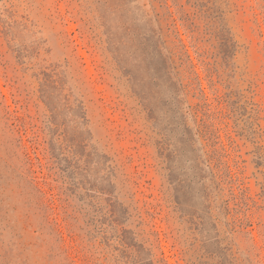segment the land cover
<instances>
[{
	"label": "rangeland",
	"instance_id": "rangeland-1",
	"mask_svg": "<svg viewBox=\"0 0 264 264\" xmlns=\"http://www.w3.org/2000/svg\"><path fill=\"white\" fill-rule=\"evenodd\" d=\"M140 9L191 79L205 197ZM151 262L264 264V0H0V264Z\"/></svg>",
	"mask_w": 264,
	"mask_h": 264
},
{
	"label": "trees",
	"instance_id": "trees-1",
	"mask_svg": "<svg viewBox=\"0 0 264 264\" xmlns=\"http://www.w3.org/2000/svg\"><path fill=\"white\" fill-rule=\"evenodd\" d=\"M158 22L152 20L147 13L140 9V17L137 20L135 30H131L135 39L133 51L139 61L138 67L141 68L139 69L151 79V84L156 90L155 94L163 98L161 105L164 108L166 107L167 112L170 113L171 116H174L172 120L176 122L172 125L173 128L171 132L174 134L177 132L179 153L185 156V162L191 165V168L195 172L193 176L196 180V184L204 187L202 188V196H204L205 186L203 182L206 178V173H204L203 168H205V166L202 163V165H200L199 149L193 139V133H190L188 128L182 124L181 119L185 112L182 108L184 104L183 93L187 90L188 92L192 90L191 79L186 76L189 81L188 84L184 85V79H182V77L178 78V74L174 72L175 67L173 65L176 58L180 61L179 68L183 67L182 55H179L178 51L175 52L176 46H174V50L166 47V41L163 40L160 23ZM109 34L111 35V33ZM109 41L111 44L112 39L109 38ZM181 46V50H183L184 46L182 44ZM114 52L119 56L118 51ZM187 60H189V56H187ZM182 71H184V69ZM76 107L78 109V105ZM186 108L191 109V106L188 105ZM76 118H81L79 113H77ZM56 226L58 228L60 227L58 224H56Z\"/></svg>",
	"mask_w": 264,
	"mask_h": 264
}]
</instances>
